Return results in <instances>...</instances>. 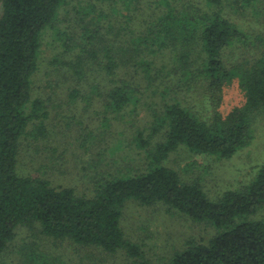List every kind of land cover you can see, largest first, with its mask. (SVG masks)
<instances>
[{
  "label": "trees",
  "instance_id": "1",
  "mask_svg": "<svg viewBox=\"0 0 264 264\" xmlns=\"http://www.w3.org/2000/svg\"><path fill=\"white\" fill-rule=\"evenodd\" d=\"M73 1L0 0V264H6L20 229L31 240L17 250L20 264H69L44 251L42 239L124 252L136 264H148L141 245L122 227L131 201L161 205L209 229L207 238L189 241L163 264H264V161L252 180L216 200L202 179L167 164L180 148L229 160L253 143L255 126L264 119L259 0H115L122 7L114 12L125 10L127 25L138 28L125 27L123 35L117 29L119 40L97 25L100 0L80 1L66 13L68 20L77 19L70 29L57 30L63 57L57 54L48 67L68 81L67 103H97L106 120L128 121L147 91L154 99L150 124L133 129L131 137L144 165L101 171L91 194L19 171L24 140L47 133L50 111L33 94L44 38ZM246 20H261V27L253 32ZM234 84L241 105L222 111L226 88ZM197 88L213 108L207 116L185 100ZM86 136L95 138L92 132Z\"/></svg>",
  "mask_w": 264,
  "mask_h": 264
},
{
  "label": "rangeland",
  "instance_id": "2",
  "mask_svg": "<svg viewBox=\"0 0 264 264\" xmlns=\"http://www.w3.org/2000/svg\"><path fill=\"white\" fill-rule=\"evenodd\" d=\"M80 1L86 4L88 0H74L71 5H67L62 9L55 27L46 32L39 60L40 68L33 78V94L34 97L44 100L50 111V117L45 121L47 133L40 139L29 137L24 140L19 171L35 177L47 176L55 185L69 186L75 188L78 193L91 194L101 171H116L144 165L141 153L131 143V137L133 129L150 124L149 107L154 99L151 98V90L147 91L140 111L135 117L127 119L128 121L115 118L106 120L103 109L97 103L92 106L84 102L67 103L68 81L62 73H50L52 70L48 66L50 59L57 54H62L63 57L62 42L54 36L57 30H68L70 24L75 23L70 21L77 17H69L68 20L67 14L75 4H81ZM153 1L158 0H151ZM259 3L264 8V0H259ZM97 4L104 15L101 14L95 20L97 25L105 27L104 32L109 34L108 37L117 36L119 40L117 29L122 35L125 27L138 29L136 26L127 25L125 10H121L124 14L114 12L117 6L122 7L120 4L116 6L115 0H100ZM140 6L143 9L141 4ZM137 14L142 12L138 11ZM245 23L253 32L262 24L261 20L257 23L246 20ZM110 27H113V33L108 32ZM130 29L128 34H131ZM194 90L196 92L187 94L185 100L207 116L213 108L209 105V100L203 102V92H199L198 88ZM223 98L222 111L241 105V92L235 84L226 88ZM204 108L205 110H202ZM90 132L95 138H87L86 135ZM84 138H87L88 148L81 145ZM263 161L264 119H260L255 126L253 143L229 160L196 156L185 148H180L167 164L185 177L202 179L207 192L212 196L211 199L216 200L214 197L224 191L238 189L252 180ZM260 216L264 218V211ZM122 227L130 240L141 245L148 264L165 263L189 241L207 238L209 230L187 217L169 212L161 205L148 208L133 201L126 205ZM29 239V231L20 229L17 239L6 253V264H20L17 250L19 251V247L24 243L30 242ZM40 243L44 251L61 256L69 264H136V260L129 258L124 252L111 255L96 248L84 249L67 243L55 244L47 239H42Z\"/></svg>",
  "mask_w": 264,
  "mask_h": 264
}]
</instances>
